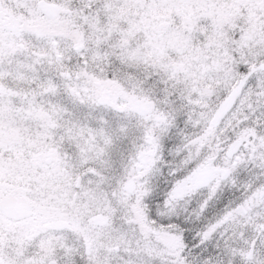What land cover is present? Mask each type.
I'll list each match as a JSON object with an SVG mask.
<instances>
[{
	"label": "snow or ice",
	"instance_id": "obj_1",
	"mask_svg": "<svg viewBox=\"0 0 264 264\" xmlns=\"http://www.w3.org/2000/svg\"><path fill=\"white\" fill-rule=\"evenodd\" d=\"M0 264H264V0H0Z\"/></svg>",
	"mask_w": 264,
	"mask_h": 264
}]
</instances>
